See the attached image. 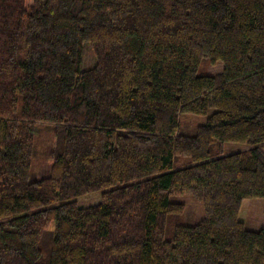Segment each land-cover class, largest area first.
Here are the masks:
<instances>
[{
  "label": "trees",
  "instance_id": "obj_1",
  "mask_svg": "<svg viewBox=\"0 0 264 264\" xmlns=\"http://www.w3.org/2000/svg\"><path fill=\"white\" fill-rule=\"evenodd\" d=\"M248 197H264V0H0V264H264Z\"/></svg>",
  "mask_w": 264,
  "mask_h": 264
},
{
  "label": "rangeland",
  "instance_id": "obj_2",
  "mask_svg": "<svg viewBox=\"0 0 264 264\" xmlns=\"http://www.w3.org/2000/svg\"><path fill=\"white\" fill-rule=\"evenodd\" d=\"M95 62L94 54L89 47L85 48L84 63L87 66L93 65ZM200 73H217L222 70L221 63L203 64ZM211 111V110H210ZM207 115H198L192 113H185L181 117L182 124L186 127H194L196 124L206 121ZM53 134L50 132H43L36 136L35 146L38 154L33 159V169L31 178H41L49 169L50 162L47 158V150L52 141ZM252 146L245 142H226L225 152L244 151L250 149ZM187 162L184 158L177 161L178 166H182ZM173 201L184 202L185 211L182 217V222L188 225H193L200 221L204 215L203 203L191 193L181 195H174L171 198ZM100 192L87 194L77 198L79 206H89L100 202ZM239 218L244 221L248 229L258 230L264 227V197H248L243 200L240 209Z\"/></svg>",
  "mask_w": 264,
  "mask_h": 264
}]
</instances>
